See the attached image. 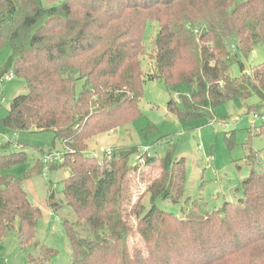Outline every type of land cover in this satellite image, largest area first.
<instances>
[{
    "label": "trees",
    "instance_id": "obj_1",
    "mask_svg": "<svg viewBox=\"0 0 264 264\" xmlns=\"http://www.w3.org/2000/svg\"><path fill=\"white\" fill-rule=\"evenodd\" d=\"M45 1L0 0V53L9 48L0 81L13 74L28 89L2 123L16 133L52 132L65 149L64 162L48 168L70 170L64 199L52 191L48 205L76 216L64 220L70 264H264V169L252 170L238 201L180 218L156 205L176 201L183 191L171 154L146 158L144 165H132L138 147L102 159L87 154L92 140L142 115L146 78L163 83L168 113L182 123L213 119L234 99L257 95L264 102V64L245 72L241 61L264 46V0ZM149 24L156 26L154 67L145 74ZM236 62L242 74L232 77ZM154 128L143 136H156ZM260 129L264 133V123ZM28 161L23 152H0V242L17 231L22 247L35 242L28 264H52L55 252L36 240L42 211L23 181L5 173ZM157 163L162 172L147 190L150 208L139 200L127 211L129 176ZM37 166L26 179L45 169L43 162ZM137 235L143 247H132Z\"/></svg>",
    "mask_w": 264,
    "mask_h": 264
},
{
    "label": "rangeland",
    "instance_id": "obj_2",
    "mask_svg": "<svg viewBox=\"0 0 264 264\" xmlns=\"http://www.w3.org/2000/svg\"><path fill=\"white\" fill-rule=\"evenodd\" d=\"M45 3L57 5L59 0H46ZM155 30L156 26L149 24L144 34V42L148 47L142 62L145 74L154 67L151 56L156 38ZM8 54V47L0 53V71ZM241 61L244 63L245 72L264 64V46H256ZM229 73L232 77H239L242 74L240 64L234 63ZM81 86L82 83H79V91ZM27 93L26 82L20 77L14 76L8 81H0V152H23L29 159L28 162L11 167L5 173L23 181L29 200L42 211V217L37 221L36 240L55 252L52 264H70L72 251L64 220L74 222L76 216L69 208L55 212L48 205V197L52 191L58 198L64 199L63 180L70 176V170L44 167L32 179H26L27 172L39 171L37 164L43 161L49 151L65 153V149L59 141H55L52 132L16 133L2 123L13 100ZM169 100L170 94L162 82L146 78L144 97L140 103L142 115L132 125L92 140L87 154L102 159L104 156L100 153L101 148L115 150L122 147H149L151 157L158 160L171 154L172 168L182 171L183 191L176 201L158 200L156 205L180 218L202 216L219 209L225 202L241 199L242 184L252 170L264 169V133L260 129L264 123V102L257 95L247 101L234 99L220 106L213 119L182 123L168 113ZM255 114L259 115L258 119H254ZM149 126L156 128L154 132L157 135L145 138L143 131ZM135 163L136 155L132 159V165ZM161 172L160 163H157L129 176L126 185L127 211L139 200L145 210L150 208V194L147 190L152 181L160 177ZM129 220L134 222V219ZM134 244L144 246L138 235L131 240L132 247ZM35 255V242L22 247L17 231L7 233L0 242V264H28Z\"/></svg>",
    "mask_w": 264,
    "mask_h": 264
},
{
    "label": "built area",
    "instance_id": "obj_3",
    "mask_svg": "<svg viewBox=\"0 0 264 264\" xmlns=\"http://www.w3.org/2000/svg\"><path fill=\"white\" fill-rule=\"evenodd\" d=\"M13 74L6 75L1 81H8L11 78H13ZM259 115L255 114L254 119H258ZM264 119V118H262ZM9 140V139H8ZM10 141V140H9ZM114 150H105L103 148L100 149V153L109 158L112 156ZM151 157V149L149 147H143L142 149H139L138 153L136 154V164L138 165H144L146 158ZM65 160V154L64 153H59L55 151H49L44 159H43V164L46 169H48L51 165L57 164V163H63Z\"/></svg>",
    "mask_w": 264,
    "mask_h": 264
}]
</instances>
